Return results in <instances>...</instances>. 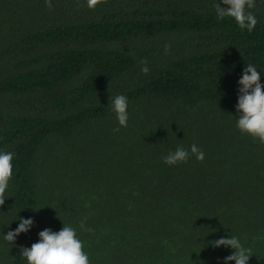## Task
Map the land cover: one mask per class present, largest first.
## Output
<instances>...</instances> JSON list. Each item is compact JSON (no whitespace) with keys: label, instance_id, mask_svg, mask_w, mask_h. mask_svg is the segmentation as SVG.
Returning <instances> with one entry per match:
<instances>
[{"label":"trees","instance_id":"obj_1","mask_svg":"<svg viewBox=\"0 0 264 264\" xmlns=\"http://www.w3.org/2000/svg\"><path fill=\"white\" fill-rule=\"evenodd\" d=\"M217 2L0 0V152L14 155L0 264H27L21 247L64 224L90 264H225L235 249L212 241L230 236L264 264V144L236 126L246 65L264 84V0L251 32ZM194 143L202 162L164 163ZM20 217L33 226L9 243Z\"/></svg>","mask_w":264,"mask_h":264},{"label":"clouds","instance_id":"obj_2","mask_svg":"<svg viewBox=\"0 0 264 264\" xmlns=\"http://www.w3.org/2000/svg\"><path fill=\"white\" fill-rule=\"evenodd\" d=\"M46 5L51 10V0H45ZM90 9H95L104 0H86ZM213 5L217 19L223 20L226 17L235 19L241 30L253 31L258 20L252 9L256 7V0H222ZM171 45H165V51L170 50ZM143 65L141 71L147 74L150 69L147 67V61L142 59ZM242 87L239 88V97L237 111L240 113L237 119V128L254 139H258L264 144V84H261V75L252 64L246 65L242 78L239 80ZM110 105L116 114V118L121 127L128 126V100L125 95L110 97ZM119 132L120 128L113 129ZM190 155H194L198 161L205 159V153L194 143L190 151L183 145L178 146L175 151L169 152L163 157L164 163L169 166H175L179 163H187ZM13 159L11 152H0V206L5 203L6 190L13 177ZM19 226L15 231H9L4 235V239L9 243H15V239L21 233L28 232L33 226L32 219L20 217ZM82 221L80 227L84 228ZM40 241L32 244L31 248L21 247V257L26 259L27 264H90L89 256L84 251V243L78 238L76 230L68 225L63 226L62 230L53 232L51 229H45L39 233ZM214 247H231L235 249L234 254L225 257V264L235 261V264H248L251 249L246 248L236 236L230 238H221L212 241Z\"/></svg>","mask_w":264,"mask_h":264}]
</instances>
